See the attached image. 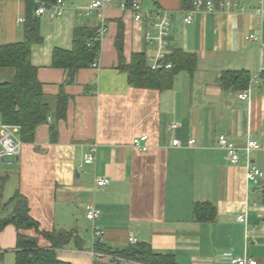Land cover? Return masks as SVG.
I'll return each instance as SVG.
<instances>
[{
  "label": "crops",
  "instance_id": "1",
  "mask_svg": "<svg viewBox=\"0 0 264 264\" xmlns=\"http://www.w3.org/2000/svg\"><path fill=\"white\" fill-rule=\"evenodd\" d=\"M63 1L64 15L52 19L31 13V1L0 0V47L23 40L30 13L39 20L44 42L32 47L31 63L52 108L20 156L0 161V221L13 215V198L23 195L40 231L72 232L69 245L56 251L69 264H113L95 255L103 253L96 246L123 251L131 247L130 237L174 256L177 264H229V257L264 264V178L246 180L249 164L264 173V21L258 14L264 0H211V10L195 13L191 24L185 18L193 4L185 9L183 0H137L145 10L170 14L164 54L194 56L191 71L179 72L165 90L136 88L120 69V59L129 65L135 54H145L151 69L157 52L146 43L147 26L120 7L127 0H111L92 15L85 13L95 0ZM223 2L231 5L221 7ZM102 19L107 31L99 67L80 70L67 84L68 72L52 66L54 50L71 51L75 29L96 30ZM236 79L245 87L236 89ZM245 91L249 99H239ZM61 92L68 101L56 119ZM221 135L242 149L237 165L219 147ZM142 136L148 137L147 151L133 145ZM250 141L263 149L248 154ZM94 147L95 162L86 165ZM100 178L109 185L99 187ZM88 204L101 211L94 225L101 238L86 218ZM204 204L212 211L197 219L196 206ZM17 234L14 225L0 233V264H17ZM25 234L50 248L35 230Z\"/></svg>",
  "mask_w": 264,
  "mask_h": 264
},
{
  "label": "trees",
  "instance_id": "2",
  "mask_svg": "<svg viewBox=\"0 0 264 264\" xmlns=\"http://www.w3.org/2000/svg\"><path fill=\"white\" fill-rule=\"evenodd\" d=\"M47 3H55L57 0H42ZM133 0H127L130 4ZM185 9L192 7V0H183ZM30 12L37 9V5L30 3ZM32 13V12H31ZM30 13L24 25V38L21 42L0 47V69L10 70L12 79L9 82L0 83V119L11 127H18L20 138L23 142L34 140L39 126L48 123L52 115L50 102L46 99L43 86L38 79V70L31 63L32 47L43 44L44 39L40 31L39 20ZM96 35V30L85 26L75 29L73 49L65 51L55 49L53 52V67L68 72L67 84L74 81L78 72L90 68L91 64L100 52V44L89 41ZM172 68L151 70L147 66L145 54H135L129 65L123 58L120 59V69L128 73L132 86L141 89L170 88L174 77L181 71H191L194 56L180 50H174L167 56ZM264 78V76H263ZM236 89H242L246 81L236 79ZM67 97L61 92L57 101L56 119L64 116ZM54 130V125L51 127ZM15 209L10 218L0 221V233L8 225H14L17 229V264H69L57 258L56 251L62 249L73 239L70 231L54 230L53 232L40 231L39 224L31 217L27 199L17 194L13 198ZM210 210V205H197L195 213L197 219L203 215V210ZM212 211V209H211ZM203 217V216H202ZM207 221L209 220L206 219ZM35 230L39 235L50 242L48 249L39 246L36 237L25 234L26 231ZM103 253L122 257L144 264H177L174 256L156 254L150 245L138 244L123 251H110L97 245Z\"/></svg>",
  "mask_w": 264,
  "mask_h": 264
},
{
  "label": "built area",
  "instance_id": "3",
  "mask_svg": "<svg viewBox=\"0 0 264 264\" xmlns=\"http://www.w3.org/2000/svg\"><path fill=\"white\" fill-rule=\"evenodd\" d=\"M37 5V9L35 10V14L37 16L45 15L46 13H49L50 17L52 19L61 17L65 13L64 8V1L63 0H57L55 3H47L42 2L39 0H28ZM112 4L111 0H95L93 1L90 6L86 10V15H92L93 13L97 11L104 10L106 7L110 6ZM193 9L188 12L185 22L188 24H191L194 19V14L199 11H209L213 7V2L211 0H192ZM230 6V2H223L221 3V7L223 6ZM122 9L125 11H128L132 14L134 20L136 22L143 23L147 26V32H146V43L148 46L154 47L157 49L156 54L151 57V69L152 70H159V69H171L172 64L168 62L167 54H164L163 51L168 47L167 38L170 33L171 28V16L167 12L163 11H148L145 10L142 6V4L137 1L133 0L130 4L127 2H124L120 5ZM258 14L261 17V19L264 21V9L258 10ZM107 31V25L105 23V20L102 19L101 23L96 29V35L92 37L89 41V46H91L93 43H99L102 40V37L104 33ZM256 39L255 36H250L249 40ZM99 57L100 52L98 53L97 57L91 64V68L97 69L99 67ZM249 92L245 91L239 95V99L241 100H247L249 99ZM177 126L173 125L172 130H174ZM0 129H1V138H0V161H11L16 160L23 149V141L18 136V127H11L6 124H4L0 120ZM148 140L147 136H142L139 138H136L133 140V145L135 148L141 150V151H147V147L143 144ZM195 140H191L189 142L190 146L195 145ZM219 147L226 151L228 159L232 165H237L240 162L241 158V151L239 147L234 145L228 137L225 135L219 136ZM174 146H180V142L175 139L173 141ZM263 149V147L256 141H250L246 144L244 151H246L248 154L252 151H259ZM95 152L96 148L94 147L91 149L90 153L86 154L85 156V164L90 165L95 162ZM264 178V173L257 168L255 165L249 164L246 171V180L249 183H254L258 180H261ZM110 180L108 178H100L97 180V185L99 187H105L109 185ZM101 211L93 204H88L86 206V218L87 220L93 224L94 229V236L96 238H101L103 236V232L98 229V227L94 226L96 221L100 218ZM239 222L245 224L247 222V218L245 215H241L238 218ZM129 244L131 246L138 245V240L135 237H130L128 240ZM99 258H108L109 261H111L113 264H117L120 261H123L124 259L121 257H115L104 253L95 254ZM227 261L229 264H257L256 261L250 258H227ZM135 263V262H134ZM135 264H144L137 262Z\"/></svg>",
  "mask_w": 264,
  "mask_h": 264
},
{
  "label": "rangeland",
  "instance_id": "4",
  "mask_svg": "<svg viewBox=\"0 0 264 264\" xmlns=\"http://www.w3.org/2000/svg\"><path fill=\"white\" fill-rule=\"evenodd\" d=\"M2 73H5V74H2ZM9 73H11L10 70H9V71H7V70H1V71H0V75H4V77H3L4 79H2V80H5L4 82H9V81L12 79V77L9 78V79H5V78L8 77ZM0 80H1V79H0ZM0 82H1V81H0Z\"/></svg>",
  "mask_w": 264,
  "mask_h": 264
},
{
  "label": "water",
  "instance_id": "5",
  "mask_svg": "<svg viewBox=\"0 0 264 264\" xmlns=\"http://www.w3.org/2000/svg\"><path fill=\"white\" fill-rule=\"evenodd\" d=\"M257 182H259V180Z\"/></svg>",
  "mask_w": 264,
  "mask_h": 264
}]
</instances>
